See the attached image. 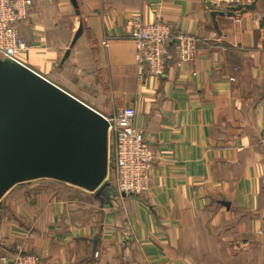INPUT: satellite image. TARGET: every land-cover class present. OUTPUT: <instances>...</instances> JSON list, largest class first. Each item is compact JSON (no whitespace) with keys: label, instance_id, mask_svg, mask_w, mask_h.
Instances as JSON below:
<instances>
[{"label":"crops","instance_id":"1","mask_svg":"<svg viewBox=\"0 0 264 264\" xmlns=\"http://www.w3.org/2000/svg\"><path fill=\"white\" fill-rule=\"evenodd\" d=\"M135 17L194 33L195 58L150 76ZM17 29L23 63L64 93L104 116L133 106L155 158L145 192H115L108 125L95 187L12 185L0 264H264V0H33Z\"/></svg>","mask_w":264,"mask_h":264},{"label":"water","instance_id":"2","mask_svg":"<svg viewBox=\"0 0 264 264\" xmlns=\"http://www.w3.org/2000/svg\"><path fill=\"white\" fill-rule=\"evenodd\" d=\"M107 126L53 82L0 58V197L36 178L95 187L105 174Z\"/></svg>","mask_w":264,"mask_h":264},{"label":"built area","instance_id":"3","mask_svg":"<svg viewBox=\"0 0 264 264\" xmlns=\"http://www.w3.org/2000/svg\"><path fill=\"white\" fill-rule=\"evenodd\" d=\"M225 4L240 3L241 0H222ZM33 0H0V56L26 66L20 55L28 44L18 33V22L29 13ZM129 37L134 42V59L145 68L150 76L160 78L165 71L168 48L173 43V63L180 66L195 58L198 36L191 32L174 31L167 23L155 20L138 22L135 17ZM104 45L107 43L104 41ZM136 110L133 106L118 109L110 116H104L112 135L113 179L118 194L137 195L148 189L154 154L143 131L134 125ZM13 264H39L35 254H17ZM5 261V257H2Z\"/></svg>","mask_w":264,"mask_h":264},{"label":"trees","instance_id":"4","mask_svg":"<svg viewBox=\"0 0 264 264\" xmlns=\"http://www.w3.org/2000/svg\"><path fill=\"white\" fill-rule=\"evenodd\" d=\"M18 23H19V22H18ZM168 53H169L168 58L170 57V55H171V56L173 55V43L169 45ZM168 58H167V59H168ZM113 186H114V185H113ZM114 189H115L114 191L116 192L117 190H116L115 186H114Z\"/></svg>","mask_w":264,"mask_h":264}]
</instances>
